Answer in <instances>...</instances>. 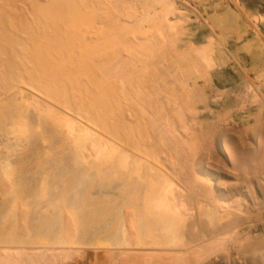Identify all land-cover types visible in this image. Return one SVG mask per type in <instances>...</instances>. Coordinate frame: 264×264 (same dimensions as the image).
Instances as JSON below:
<instances>
[{
    "label": "bare ground",
    "instance_id": "bare-ground-1",
    "mask_svg": "<svg viewBox=\"0 0 264 264\" xmlns=\"http://www.w3.org/2000/svg\"><path fill=\"white\" fill-rule=\"evenodd\" d=\"M0 1V262L72 264L94 248V264H163L264 246L245 229L264 221L259 15L219 0L199 13ZM230 65L239 79L218 92Z\"/></svg>",
    "mask_w": 264,
    "mask_h": 264
},
{
    "label": "rangeland",
    "instance_id": "rangeland-1",
    "mask_svg": "<svg viewBox=\"0 0 264 264\" xmlns=\"http://www.w3.org/2000/svg\"><path fill=\"white\" fill-rule=\"evenodd\" d=\"M182 1L186 3L188 6H191L194 9V11H196L197 13L200 12L199 9H201L202 11V8L198 0L197 1L179 0V2L181 3ZM212 1H216V0H208V2H212ZM219 1H221V3L225 6L229 4L236 10L240 11L244 18H248V16L250 17V14H255L256 16L259 15V17L255 19V21L249 24L248 33L250 37L256 36V38L264 42V0H219ZM137 9L138 11L140 10V8ZM137 14H140V12H137ZM227 44L229 45L230 42H227ZM242 57H243L242 62L247 64H250L253 58L250 53H246V52L242 54ZM229 67L220 69L219 72L220 73L222 72L223 74H219L215 76L217 80V82H215L216 84L215 88L218 92H221L222 90L226 89L227 87H229L230 84L236 83V81L239 79L240 71L238 69L237 70L232 69V65H230ZM251 73L253 74L252 71ZM261 91L264 92V82L263 85H261ZM221 103H222L221 101H218L219 105H221ZM245 229L249 231L251 234H264V221H253L252 224L246 225ZM95 252L96 250L94 248H91L92 254L87 259L81 256L78 252L73 253L71 255L72 264H94V260L92 258L95 259V255H96ZM128 257L129 255L124 257L126 259L125 260L126 262L123 260L124 262L119 264H125V263L128 264L130 260V257L129 258ZM103 261H105V264H114L112 263L111 258H108L107 255L106 257L104 256V258L101 260V262ZM167 262L168 264H264V246L259 249L245 251L244 249H241L238 245L234 243V245L231 244L229 246V249H212L204 252L202 256L197 257L195 255H191L189 259L187 257H184L179 262H174V261L172 262L171 260L167 259L162 263L167 264ZM0 264H8V263L0 262Z\"/></svg>",
    "mask_w": 264,
    "mask_h": 264
}]
</instances>
